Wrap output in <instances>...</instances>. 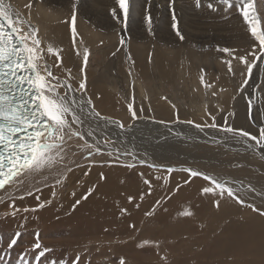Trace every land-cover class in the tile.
I'll use <instances>...</instances> for the list:
<instances>
[{"label":"rangeland","instance_id":"374dc122","mask_svg":"<svg viewBox=\"0 0 264 264\" xmlns=\"http://www.w3.org/2000/svg\"><path fill=\"white\" fill-rule=\"evenodd\" d=\"M96 1H91L94 7ZM129 1L137 6V11L129 10L127 20L121 8L120 14L114 17L111 9L116 0H113L109 6H104L105 11L108 10L107 17L102 16L107 21L104 27L107 33L101 34L98 25L86 22L79 24L83 34H77L75 38V46L78 48L74 56L75 64L84 61L85 52L88 54L87 64L81 74L82 81L86 84L84 92L89 97L92 96V99L96 98L98 84L95 73L99 74L103 63L107 78L104 92L106 98L113 102H107L113 108H105L103 116L117 124L108 123L99 127L91 123L92 133L99 136L102 132L106 145L112 147L109 149L116 150L122 148L104 130L116 128L122 133H129L131 137L130 132L136 128L137 139L143 141V144L138 145L137 157L142 156L147 161H151L150 155L146 154L150 141L165 146L163 138L167 141L178 139L175 147L181 151H189L195 158L205 157L202 153H207L210 158L222 163L224 162L220 156L226 158L231 154L229 142L234 140L231 135L221 131L222 128L244 130L245 127L248 133L251 132L259 140V130L264 128V53L260 52L259 42L251 35L244 22L240 12L241 0H229L231 6L222 2L200 0V7L196 6V0H174V3L172 0H165L163 4L161 0ZM19 2L23 4L24 0ZM176 3L179 10H175ZM209 3L213 8L207 7ZM254 3L257 4V10L253 14L257 13L260 20L258 31H264V0H254ZM66 9V0H62L50 3L47 7L41 5L40 9L29 10L45 23L44 18L39 15L56 19L58 11ZM81 13L82 9L79 7L75 11L76 18ZM173 15L176 17V29L172 28ZM149 16L151 23L146 20ZM42 28L48 33L44 25ZM177 30L182 34L183 40L176 35ZM130 32H134L136 38L127 43L123 35L130 36ZM99 39H103L105 45L99 44ZM218 48L232 51L224 53L218 51ZM132 51L140 53L139 61L145 67L141 74L134 66L139 61H136ZM161 54L165 56L167 63H164L168 65H165L168 67V77L158 71L156 58ZM258 56L260 59H257ZM229 62L232 71H229ZM253 62L255 63L249 74L247 68ZM59 78L68 82L71 78L70 71L67 70ZM225 79L228 82L223 81ZM245 80L247 83H244ZM130 105L136 113V119L132 118ZM240 106L245 109V116L240 112ZM241 117L245 118V124H240ZM188 121L192 123L189 124ZM213 123L217 125L216 128L211 127ZM163 125L169 128L165 130L167 134L154 128H162ZM196 125L201 127L197 128ZM252 147L264 154L262 141H253ZM122 150L135 153L133 150ZM251 152L250 150L248 158L238 168L239 171L247 172L248 176L253 170L264 169V159H255L256 156ZM187 158H177L184 164L171 166L172 170L161 169L162 171L108 158L98 166L96 175L103 184L100 193L106 195L102 202L107 209L93 208L97 213H105L104 221H90L89 224L76 222L80 233L70 231L66 224H63L64 228L55 230L51 222H36V219L30 218V211L11 218H0V264H121V261L123 264H264V256L249 251L219 257L217 245L214 241L211 242L213 232L207 230L208 227L216 226L210 222H217L213 216L218 206L208 194L225 200L235 209L234 218L238 220L239 227L244 229L247 241L252 240L250 235L253 234L248 231V225L255 218V212L246 206L244 196L236 195L243 200L241 204L226 192L221 195L214 185H207L214 189L213 192L204 193L202 189L206 186L192 184L193 177L185 169L200 164L195 162L199 159L189 161ZM160 163L174 164L169 158ZM224 166L225 163L221 168ZM254 183L258 188L263 186L261 181ZM106 189L118 191L117 194H109ZM58 194L60 197L65 195L66 189L62 187ZM122 200L124 206L128 203L132 210L137 211L133 219H126L130 216L124 214L120 205ZM73 204L75 207V201ZM119 205L126 218L118 223L111 216L118 211ZM212 213L214 215L211 218ZM229 218L231 219L222 227L233 221L231 216ZM100 229L106 230L103 231L104 237L95 234ZM66 231H69V235ZM224 233L221 230L218 236L223 238ZM88 236L92 238H87ZM43 237L46 243L41 245ZM259 237L262 239V236ZM84 238L86 240H82ZM13 240L16 243L9 246ZM36 244L40 247H35ZM63 252H68V255Z\"/></svg>","mask_w":264,"mask_h":264},{"label":"bare ground","instance_id":"6f19581e","mask_svg":"<svg viewBox=\"0 0 264 264\" xmlns=\"http://www.w3.org/2000/svg\"><path fill=\"white\" fill-rule=\"evenodd\" d=\"M58 1H62V0H24L23 4L19 2V0H0V2H2L5 6L11 7L13 13L19 15V18L24 20L26 25L30 24L33 28L38 30V38L42 42L41 47L44 52L45 61L48 63V65L51 67V70L57 77L61 76L64 72L69 70L71 73L70 80L68 82H65L66 79L60 78L61 82L64 84H71L72 88L76 90L79 88V83L82 82L81 69L82 68L85 69V63L84 61H81L79 64H75L74 62V56L78 52V48H76V46H74L73 44V36H72L73 14H75V11L79 7H81L82 9L81 16L79 18H76L75 16V28L78 35L83 34L79 24L86 22L98 25L100 27V33L104 35L107 33L104 29L107 21H105L102 16L107 17L106 13L108 12V10L105 11V7L109 6L113 2V0H97L95 7L91 3L92 0H66L67 9L64 11H58V17L56 19H54L52 16L48 18L45 15H39L40 18L41 17L44 18L46 24L43 21L39 20V18L36 17L35 13L32 10H29V9H40L41 5L47 7L48 4ZM158 1L159 0H157V2ZM161 1L162 4L165 2V0H161ZM211 1L218 3L221 2V0H211ZM177 3H176L177 5L176 9L174 8L175 10L177 9L179 10ZM129 5H130L129 10L137 11V6L133 2L129 1ZM165 7L164 9L163 8L162 9L165 10L166 9ZM255 8H257L256 3H254V9ZM111 10L114 13V17H117L120 14V6L117 3V0L113 4ZM252 14L253 12L250 10V15ZM42 25L45 26V28L48 30V33L43 31ZM184 26L182 25V27ZM130 34H131L130 36H128L127 34L123 35V39L127 41V43H129L128 41L130 39L136 38L134 32H130ZM98 43L101 44L102 46L105 45V41L103 39L101 40L99 39ZM49 47H52L54 52L59 53L61 57L60 67L55 66L56 65L55 55L48 54L47 49ZM132 53L136 61L141 60L139 51H135V52L132 51ZM164 57L165 56H162V54L158 55L156 61L158 64L159 73L163 76L168 77V70H167L168 67L166 68L165 66L167 65L166 64L167 62L166 60H164ZM237 60L239 61V59ZM142 64H143L142 61H139L136 62L134 65L135 68L138 69L137 71L140 72V74L141 72L143 73V70H145V67ZM100 67L101 68L99 74L95 73V80L98 84L96 86V98L92 99V96L89 97L85 92L83 93L79 91L73 92V95H75L77 98L83 95L85 100L90 99L92 102L91 105L85 106V112L83 113L80 112L79 107L75 109L76 112L80 114L84 119V124L79 127H77L76 125H73L72 127L74 130H78L81 132V134L84 136V140H80L77 137H73L72 140L68 142L70 145V147H68L67 149L68 154L64 155V159L59 164L55 165L51 171L46 172L44 176L39 177L37 180H33L31 183L27 184L26 186H18L13 184L6 186V189L4 190H0V218L2 217L11 218L17 216L18 214H22L24 212V209H28V211H30L31 213L30 218L36 219V222H39V220L51 222L55 230H57L58 228H64L63 224H66L67 225L66 227H69L70 231H77L80 233V228L76 226L75 224L76 222L82 221L85 222L86 224H89L90 221L91 223L96 220L104 221L103 218L105 216V213L104 212L97 213L93 211V208H96L98 210L107 209L102 202L103 198L106 197V195L100 193V187H102L103 184L98 180L96 175L97 172L99 171L98 166H100L108 158L111 157L114 160H117L121 163H130V165L132 164L133 166L138 165L140 167L141 165H145L146 167L151 169L153 168L157 170H161V169L172 170L173 168H170L171 166L184 164L181 163L182 161L177 160V158L186 156L188 157L187 160L189 161L194 159H199L198 161L195 162L200 164L199 166L191 167L188 169H191L192 171H196L199 173H203L205 176L212 177L220 182L225 183L226 187H230L234 189L236 195L244 196L243 199L246 202V206H248L251 211L255 212V216H254L255 218L250 220V224L248 225V231L251 234L253 235L256 234V235L255 236L250 235L252 237V240L247 241V239H245L246 236L244 235V229L239 227L238 220H235L234 218L236 216L235 209L232 208L225 200L218 198L217 196L208 194V197H211L213 201H215L218 205V208L215 207L217 208L216 213H214L215 216H213L214 215L213 213L211 214V218L212 216L214 218L216 217L217 222H214V220H212L211 222L209 221L211 225H216V226L208 227L207 230L208 232H213V235L211 236V242L214 241V243L217 245V251L219 257L220 255H225V256H228L230 254L234 255L233 253L238 251L241 252L249 251L251 253L262 255L263 257L264 256V229H263L264 216L261 213H264V169L259 171L253 170L252 173L253 175L250 173L249 176L247 175V172L245 173L244 171L238 170L239 166L244 162L245 159L248 158V154L250 150L252 151L251 153L253 154V156H256L255 159H257L258 157L260 158L262 157L264 159V154L262 153V151L260 150L257 151V148L254 147L251 148L253 141H249L247 140V138H240L239 140L237 139L232 140L233 139L232 138L230 139L232 140V142H229L230 146L228 145L231 154H229V156L226 158L220 156V159L225 163V166L221 168L224 163L218 162L215 159L210 158L207 153H202L205 157L195 158L192 156V153H190L189 151H181L175 147V144L178 142V139H175L176 141H173L174 139L172 140L170 139L167 141L166 139L163 138V140L166 141L165 146H161L155 144L154 141H150L149 143L150 146L146 150V154L150 155L149 158L151 159V161H147L142 156L139 158L137 157L139 155L138 145L143 144V141L137 139L138 134L136 128L132 132H130L132 134L131 136L132 139L129 140L128 138H131L129 133H122L116 128L112 130H104L105 134L112 137L114 142L119 147H121L122 149L133 150L135 153H130L128 151L116 148V150H119V152L122 153L119 154L116 150L109 149L112 147L106 145L104 141V134L101 132L99 136H95L90 128L91 123H94L99 127H103L108 123L117 125L116 121L110 120L103 116V111L105 108H109V109L113 108V107H109L107 102L111 104H113V102L106 98V94L104 92L105 91L104 83L106 81L105 79H107L106 71H105L106 69H104L105 66L103 63H101ZM223 81H227V80L225 79ZM109 88H107V90H109ZM65 90L66 89H60L59 91L63 93V91ZM225 91L226 93H229L228 90H224V92ZM240 109H241L240 112H243V115L245 116V109L242 106H240ZM202 110L204 109L202 108ZM95 112L100 113V116L104 117L105 119H100L99 117H97L94 114ZM239 120L241 122L240 124H245V118L241 117L239 118ZM163 127L157 128L154 126L156 130L159 129L161 130L160 132L163 131L164 134H167L165 130H169L168 126L163 125ZM243 129L248 132L247 128L244 127ZM89 133H92V135H89ZM101 134L103 135L102 139H101ZM180 134L182 135L181 132ZM159 138L162 139V137ZM181 138L182 137H180V139ZM143 140H145V138ZM181 141L182 140H180V142ZM85 143L97 145L101 149L100 154H97L94 148L85 149L83 147ZM262 143H264V141H262ZM144 144L146 145V143ZM72 153H75V155H72ZM166 158H169L174 164L171 165L167 163L161 164L160 161H163ZM57 159L59 160L60 158L57 157ZM67 169H71V171H68ZM186 173L190 175L187 171ZM254 181H261L263 186L258 188L255 185ZM192 184L194 185L201 184L206 187L208 184L214 185L209 180H205L203 176L193 177ZM62 187L66 189V194L60 197L58 192ZM106 190L109 194H117L116 192L118 191L117 189L114 190L106 189ZM73 201H75V207ZM122 202L123 200L121 201L120 205L124 210V214L130 217L126 218L125 217L126 215H123V212L121 211L119 205L118 211L116 210L115 213H113V215L111 214L112 215L111 218L116 219L118 223L119 221L123 220L124 217L127 220L133 219L137 213V211H134L130 208V205L128 203L124 206ZM230 216L232 217L233 221H231L228 225L226 224L227 226L222 227L224 223L228 222L231 219L229 218ZM221 230L225 231L224 233L225 236L223 238H220L218 236L219 235L218 233ZM100 231L102 230L100 229L95 234L96 235L101 234L102 235L101 237H104L103 231L106 230H103L102 232ZM66 234L69 235V231L68 232L66 231ZM259 236H262V239ZM87 238H92V237L88 236ZM82 240H86V238ZM53 241L56 242L55 240ZM43 242L44 244L46 243L44 237L41 238V245L43 244ZM68 243L71 244L70 242ZM63 253L66 256L68 255V252L67 253L63 252Z\"/></svg>","mask_w":264,"mask_h":264},{"label":"snow or ice","instance_id":"6c2138e0","mask_svg":"<svg viewBox=\"0 0 264 264\" xmlns=\"http://www.w3.org/2000/svg\"><path fill=\"white\" fill-rule=\"evenodd\" d=\"M172 2L174 3V0ZM221 2L231 6L229 0H221ZM117 3L127 20L129 0H117ZM241 4L240 12L244 22L248 25L251 35L259 42L260 52L264 53V31H258L260 20L255 14L250 16V10L255 12L254 0H241ZM196 6L200 7V0H196ZM207 7L213 8V5L209 3ZM172 19L174 21L172 28L176 29V17L173 15ZM146 20L151 23L150 16L146 17ZM176 35L183 40L179 30L176 31ZM72 36L75 46L77 37L75 14L72 18ZM41 43L38 30L30 24L26 25L19 15L13 13L11 7L0 2V190L13 184L26 186L33 180L44 176L64 159V155L68 154L67 149L70 147L68 142L73 137L84 140L81 132L72 127L84 124V119L75 109L79 107L80 112L83 113L85 106L91 105L92 102L90 99L85 100L83 95L77 98L73 92L83 93L86 84L82 81L79 83V88L74 90L71 84L62 83L45 61ZM217 50L224 53L232 51L227 48ZM47 52L49 55H55V66L60 67L59 53L54 52L52 47H49ZM83 59L86 66L87 52ZM257 59L260 57L258 56ZM254 63L248 65L249 74L252 72ZM81 71L83 72L84 69L82 68ZM229 71H232L230 62ZM201 83H204L203 77ZM244 83H247V80ZM206 87H211V85H206ZM60 89L66 90L61 93ZM129 111L132 112V118L136 119V113L131 105ZM94 114L100 119H105L98 112ZM187 123L191 124L192 121ZM119 126L123 128L122 124ZM196 127L201 126L196 125ZM211 127L216 128L217 125L213 123ZM221 131L237 140L247 138L257 143L264 141V128L259 130V140L247 131L232 127H224ZM83 147L85 149L94 148L97 154L101 152L97 145L85 143ZM57 157L60 159L58 160ZM67 170L71 171V169ZM185 171L192 177L203 176L205 180H209L219 189L221 195L226 192L229 197L243 204V200L236 196L234 189L226 187L225 183L191 169H185ZM202 191L211 193L214 189L205 187ZM261 214L264 215V213ZM15 243L16 241L13 240L9 246ZM35 247L39 248L40 245L36 244Z\"/></svg>","mask_w":264,"mask_h":264}]
</instances>
